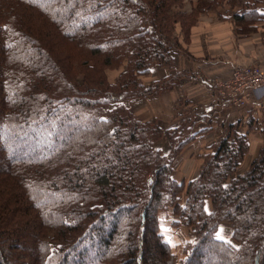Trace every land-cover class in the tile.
Returning <instances> with one entry per match:
<instances>
[{
    "label": "trees",
    "instance_id": "1",
    "mask_svg": "<svg viewBox=\"0 0 264 264\" xmlns=\"http://www.w3.org/2000/svg\"><path fill=\"white\" fill-rule=\"evenodd\" d=\"M136 3L0 0V264H176L157 232L158 210L184 189L170 176L168 156L154 150L166 131L139 123L120 103L159 90V81L146 89L138 77L171 63L170 30L157 25V14L147 25L138 15L148 10H133ZM243 5L234 20H259L257 6ZM111 61L127 67L115 85L98 72ZM232 126L186 185L179 214L197 242L177 264H264V146L234 175L246 146ZM36 133L46 154L14 146ZM204 196L216 213H203ZM220 222L231 225L240 248L217 240ZM95 231L98 249L86 260L82 245Z\"/></svg>",
    "mask_w": 264,
    "mask_h": 264
},
{
    "label": "rangeland",
    "instance_id": "2",
    "mask_svg": "<svg viewBox=\"0 0 264 264\" xmlns=\"http://www.w3.org/2000/svg\"><path fill=\"white\" fill-rule=\"evenodd\" d=\"M140 3L134 4L133 10H148L147 14L138 15L139 18L145 19L147 25L152 26V16L157 14L156 23L162 28L164 26L170 30V38L172 43L170 45L169 55L171 56V63L166 67L153 65L143 74L138 77L144 88L147 89L152 83L158 82L162 87L159 90H152L151 93H146L142 96H132L129 100L121 101L130 112V114L141 124L148 122H155L156 126L165 132V137L158 140L154 146V150L160 156H168L170 166L171 178L181 186L184 185L182 191L174 194V202L157 212V232L161 236L163 242L169 247L170 254L174 259V263H179L186 257L188 245L195 244V229L193 226H186L184 219L180 216V209L186 207L187 195L186 185L197 179L203 174V169L210 160V155L216 149L220 138L224 137L226 130L232 126L231 132H235L238 137L245 141L246 149L243 157L238 160L234 175L244 174L250 167L251 162L258 156L259 151L264 146V44L262 48L254 47V52H251L250 57L257 56L258 60H252L250 64L242 63L239 56L243 45L248 42L253 46L258 36L264 40V32L258 31L257 28L249 27L252 22L249 19L242 22L234 20L236 13H243L245 9L244 3L247 2L248 8L250 6H257L263 4L264 0H208L209 2H202L200 4L197 0H138ZM207 1V0H206ZM164 3L165 7L160 11L157 10L156 5ZM7 3V2H6ZM11 2L10 4H12ZM256 3V4H255ZM15 4V3H13ZM238 10V11H237ZM236 12V13H235ZM263 13V11H260ZM235 22H234V21ZM174 21V22H170ZM264 24V23H263ZM187 27V28H186ZM254 36V37H253ZM204 42L206 48L202 57L199 54H194L191 50V45L197 43L198 40ZM217 39L226 45L224 51L230 52L232 48L235 51V60L229 72L222 77L208 78L211 87L205 95L200 97L201 101L197 103H189L184 100H178L180 97L178 88L174 89L179 81L182 79L194 78V73L183 70L182 60L185 58L191 65H199L203 62L208 63L212 60H217L222 63L221 57H215L213 52L208 51L209 41L215 42L218 46ZM135 43H133L134 46ZM231 45L230 47H228ZM134 49V47H133ZM260 49V50H259ZM178 55L176 59L174 56ZM239 58H238V57ZM97 60V59H94ZM245 63L246 60H244ZM111 61L110 65H102L101 74L104 82L108 85H115L119 78L125 73L127 67L124 62ZM207 65V64H206ZM88 66H93L92 60ZM159 67L168 71L164 77L159 75H152L150 72L152 68ZM255 68L258 71L257 75L261 80L257 86H248L243 88L244 78L242 76H235L236 68ZM193 68L196 69L194 66ZM198 72H201L198 70ZM240 73V72H239ZM180 74L178 78H175ZM174 77L173 81L166 82L162 79L166 77ZM159 95V96H158ZM164 95V96H163ZM158 96L157 99H153ZM163 96V100L160 98ZM176 98V100H174ZM195 102V101H194ZM117 103V102H116ZM214 109L212 110V106ZM112 102L106 106L105 109H112L115 106ZM236 117L245 116V120L239 124V121L234 123H226L225 119L232 117L233 113ZM186 121H181L187 119ZM181 122V123H180ZM183 123V124H182ZM39 138H25L22 143L21 137L16 139L15 145L18 151L37 152L39 155L47 153L45 146H38L35 144L42 142L43 136ZM163 135V134H162ZM185 135H193L194 139L187 141ZM184 147L179 151V145ZM22 144V145H21ZM250 144V147H249ZM25 146V147H24ZM177 151V154H173ZM209 156V157H207ZM207 157V158H206ZM234 175H230L222 184L227 186ZM221 181V180H220ZM19 192V189L17 190ZM203 213L207 216L211 213H216V205H214L212 198L209 196L202 197ZM6 217V216H3ZM119 216H113V219H118ZM109 221V220H108ZM233 228L227 222H220L215 230L217 240L230 244L233 250L240 248V243L233 239ZM98 232H94V237L90 241V245H82L86 248V260L94 259L93 252L98 249L96 246V238ZM51 248L54 250L58 243L51 242ZM21 247V246H20ZM32 249V245L28 250ZM93 262V260H91ZM94 264V263H93Z\"/></svg>",
    "mask_w": 264,
    "mask_h": 264
},
{
    "label": "crops",
    "instance_id": "3",
    "mask_svg": "<svg viewBox=\"0 0 264 264\" xmlns=\"http://www.w3.org/2000/svg\"><path fill=\"white\" fill-rule=\"evenodd\" d=\"M262 7H263V4H259L257 12H256L259 16H261L259 20H257L256 22L250 25L254 26V28H257L258 31L261 30V32H264V24H263L264 23V8ZM260 11H263V13H261ZM257 38L258 40L255 41L257 43H255L253 46L250 44L249 40L243 45V48L240 50V53H239V56L243 61L242 63L250 64L252 60L254 61L258 60L259 57L257 56L250 57L251 52L255 53L254 47H258V48L263 47L264 40H262L259 36ZM217 41H218V46L215 45V42L209 41L211 45H214V46H210L209 44V47L207 49L210 52L212 51L215 57L217 58L221 57L222 63H218L217 60H212L208 63L203 62L202 64L200 63L199 65H191L185 58H183L184 60H182V63H183L182 67L181 66H178V67L183 70L191 71L192 73H194V78L182 79L181 81H179V84L174 88V89L178 88V90H180L179 91L180 97H176L178 98V100H184L183 103H185L186 101H188L189 103H197L201 101L200 97H198L200 95L202 97L205 95V98L207 99L206 93L209 92V90L207 91L205 90L208 88L210 89L211 87V84L208 78H211L210 80H213L214 78L222 77L225 74H227L229 72V69L233 66L232 64L236 58L234 54L235 53L234 48H232L230 52L226 53V51H224V49L226 48V45L224 43H221L218 39ZM203 43L204 42L202 41V38H201V40H198L197 43H194V47H193V44L191 45L192 52L194 54H199L200 57H202L204 54H207V53H203L204 50L201 49V48H206L203 45ZM230 46L231 45H229L228 47ZM178 57H179L178 55L173 57L176 59L177 64H178V60H177ZM244 60H246V62L248 63H245ZM194 66L196 67V69L193 68ZM198 70L201 72H198ZM150 72L152 73L153 76L156 74V75H159V77H164L168 74L167 70L160 69L159 67L152 68ZM158 96H154L153 99H157ZM163 96L160 97L162 100H163ZM176 98L174 100H176ZM207 102H209L208 99L204 103H207ZM213 109L214 107L212 106V110ZM237 120L239 121V124H240L245 120V116H242V117L238 116L237 118L236 113L234 112L232 117L229 118L228 116L227 119H225L226 123L228 124L234 123ZM249 147H250V144H249Z\"/></svg>",
    "mask_w": 264,
    "mask_h": 264
},
{
    "label": "built area",
    "instance_id": "4",
    "mask_svg": "<svg viewBox=\"0 0 264 264\" xmlns=\"http://www.w3.org/2000/svg\"><path fill=\"white\" fill-rule=\"evenodd\" d=\"M237 72L235 76H242L244 78L243 88L250 86H257L259 81L261 80L257 75H259L258 71L255 68H236ZM240 72V73H239Z\"/></svg>",
    "mask_w": 264,
    "mask_h": 264
}]
</instances>
